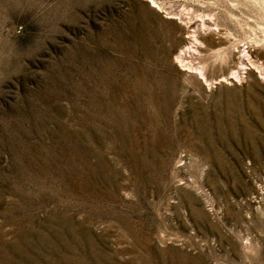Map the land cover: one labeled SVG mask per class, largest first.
<instances>
[{
  "label": "rangeland",
  "instance_id": "obj_1",
  "mask_svg": "<svg viewBox=\"0 0 264 264\" xmlns=\"http://www.w3.org/2000/svg\"><path fill=\"white\" fill-rule=\"evenodd\" d=\"M154 1L0 0V264H264V0Z\"/></svg>",
  "mask_w": 264,
  "mask_h": 264
},
{
  "label": "bare ground",
  "instance_id": "obj_2",
  "mask_svg": "<svg viewBox=\"0 0 264 264\" xmlns=\"http://www.w3.org/2000/svg\"><path fill=\"white\" fill-rule=\"evenodd\" d=\"M151 2H152V4H153V6H155L156 4H155V1L154 0H151ZM157 2V1H156ZM139 31V30H138ZM147 37V36H146ZM156 37V36H155ZM140 43V42H139ZM144 43V42H143Z\"/></svg>",
  "mask_w": 264,
  "mask_h": 264
}]
</instances>
